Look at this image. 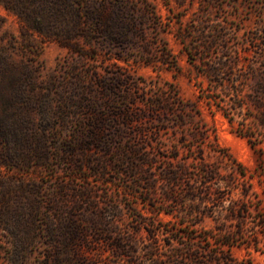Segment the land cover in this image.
Returning a JSON list of instances; mask_svg holds the SVG:
<instances>
[{
    "label": "trees",
    "instance_id": "obj_1",
    "mask_svg": "<svg viewBox=\"0 0 264 264\" xmlns=\"http://www.w3.org/2000/svg\"><path fill=\"white\" fill-rule=\"evenodd\" d=\"M202 3L187 20L165 17L153 0H0L24 36L57 40L73 56L40 85L32 66L0 43V226L15 259L253 264L231 248L264 252V198L252 180L264 193V160L250 172L220 145L200 105L251 146L264 140V40L254 38L261 52L241 46L235 27L213 24L214 1ZM5 21L0 14V29ZM166 33L196 70L195 101L174 82L136 72H181ZM54 161L64 174L51 168L53 187L32 176L33 166L45 172ZM110 182L123 195L106 191ZM254 211L260 228L248 235ZM206 217L218 224L205 228Z\"/></svg>",
    "mask_w": 264,
    "mask_h": 264
},
{
    "label": "rangeland",
    "instance_id": "obj_2",
    "mask_svg": "<svg viewBox=\"0 0 264 264\" xmlns=\"http://www.w3.org/2000/svg\"><path fill=\"white\" fill-rule=\"evenodd\" d=\"M153 1L157 4L160 13L165 17L169 15L178 16V14L185 13L184 19L188 20L196 12H200L204 8L202 6L203 0H187L185 3L182 2V4L179 3L181 0H170V7L166 5V0ZM213 1L216 7L209 13V17L214 18L212 21L213 24L217 27H220V25L228 26V29L231 31H234L233 29L235 27L239 33L237 42H240L241 46H248L252 52H261L263 48L259 43H256L257 41L254 38L264 40V34L262 32L264 30V0ZM170 8H172V12ZM0 14L6 19L0 29V43L4 45L6 52L14 62L26 63L32 66L40 85L47 81L55 71H59L65 62L69 60L73 61V56L69 50L57 40H46L38 33H33L31 36H24L17 15L6 9L2 4H0ZM177 25L178 23L175 28ZM165 36L178 56L181 72L175 75V72L172 70L158 71L153 66L146 65L135 66L136 72L149 79H158L161 76L160 79L162 81L174 82L178 85L182 96L186 100L195 101L197 100L198 90L191 78L196 75V70L189 62L188 55L183 51L182 45L176 40L174 34L166 33ZM120 63L123 65V61H120ZM200 105L203 107L205 119L214 130L213 134H216L220 145L228 148L250 172H255V169L259 165L260 157L264 160V140L256 147L251 146L246 138L232 131L230 124L221 114H212L203 102H200ZM260 149L262 156L260 155ZM56 164L57 162L54 161L45 172H42L40 167L33 166V169L37 170L32 176L37 177L41 181H46L47 184L49 183L53 187V180L56 178L55 175L59 176L64 174V170ZM51 168H54L53 171ZM51 171L55 174L53 178L50 177L52 174ZM3 173H6L5 167L0 166V175ZM108 178L110 180H116V184L123 182L117 179L119 178L117 172L110 173ZM252 180L255 183V190L264 198L263 184L259 182L258 177H254ZM1 190L2 188L0 187V192ZM105 190L116 193L117 196L123 195V190L119 191L118 185H115V183L110 182L105 187ZM13 200L16 202L15 199ZM260 207V212L264 213V202ZM254 213L252 217L248 218V226L246 229L248 235H252L255 229L260 228V226H255L257 218H259L258 211H254ZM161 217L165 221L173 219L172 216L166 214H162ZM217 224V220L212 217H206L203 222L205 228H213ZM8 231L7 225L0 226V264H30L31 260L35 262L33 257L28 258L26 261L15 259L14 246L7 238ZM260 235L264 239V234L260 233ZM261 246L264 250V244ZM231 251L239 261H252L253 264H264V252L256 250L254 247L248 248L246 245H235L231 248Z\"/></svg>",
    "mask_w": 264,
    "mask_h": 264
}]
</instances>
